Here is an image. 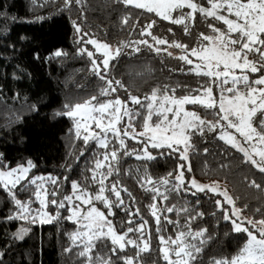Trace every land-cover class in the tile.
<instances>
[{
	"label": "snow or ice",
	"instance_id": "snow-or-ice-1",
	"mask_svg": "<svg viewBox=\"0 0 264 264\" xmlns=\"http://www.w3.org/2000/svg\"><path fill=\"white\" fill-rule=\"evenodd\" d=\"M110 3L123 5L120 23L130 33L128 40L115 47L72 21L76 43L82 45L77 55L87 58L88 71L101 82L97 94L82 102L66 103L57 113L73 120L75 138L83 142L75 163L81 162L86 151L91 153L83 161L81 179L70 181L68 175L51 173L30 175L36 167L32 160L12 167L0 153V191L12 205L2 220L20 222L12 239L24 241L31 226L67 221L75 228L67 233L70 244L64 252L75 249L81 264H142V255L153 251L154 230L164 264H200L204 245L213 238L207 235L208 228H193L205 217L199 210L202 194L215 206L211 216L220 214L217 227L221 221L230 225L239 245L234 254L213 257L210 264H264V208L256 207L252 216L246 215L249 205H238L241 197L231 194L220 180L205 184L190 175L191 157L201 155L194 138L207 143L211 137L221 145L215 153L220 157L219 171L229 170L234 154H240V165L264 178V0ZM73 7L84 17L87 0H63L64 10ZM133 10H139L135 18ZM141 16L154 18L141 23ZM158 21L177 26L188 42L156 35ZM198 21L207 31L194 34ZM133 32L136 38L131 37ZM166 32L175 37L172 27ZM144 53L176 60L178 64L169 71L189 79L157 84L143 96L132 95L129 89H138L137 81L151 78L150 63L130 70L127 85L116 78L114 69L121 58ZM54 55L67 53L57 50ZM121 91L126 98H121ZM129 142L138 147H130ZM202 155L212 153L205 147ZM126 158L139 162L124 174L133 177L150 197L145 206L148 218L120 180L121 162ZM161 158L173 160L175 167L165 176L154 177L149 165ZM204 167H209L207 159ZM72 168L68 164L65 171L70 173ZM241 182L264 193V179L258 182L244 175ZM65 183H70L67 194L61 191ZM20 192L29 193L28 198L20 199ZM188 196L196 198L194 203L187 201ZM117 211L125 216L119 231L112 219ZM169 225L175 237L166 234ZM98 245L107 251H97ZM129 248L135 249L134 255H127ZM5 255L0 251V264Z\"/></svg>",
	"mask_w": 264,
	"mask_h": 264
},
{
	"label": "trees",
	"instance_id": "trees-1",
	"mask_svg": "<svg viewBox=\"0 0 264 264\" xmlns=\"http://www.w3.org/2000/svg\"><path fill=\"white\" fill-rule=\"evenodd\" d=\"M138 12L139 10H133L134 18ZM122 15L123 5H113L110 0H87L84 17H80L76 7L71 11L64 10L63 0H0V153H3L6 163L15 167L30 159L36 165L32 173L45 176L51 173L61 177L68 175L70 181L81 179L83 161L91 153L86 151L81 162L75 163V156L84 147L83 142L75 138L73 120L57 113L64 110L66 103L82 102L97 94L101 82L88 71L90 64L87 58L77 55V49L82 45L76 43L72 21L76 20L84 31L90 32L98 40L119 44L130 38L129 29L120 23ZM151 18L154 17L141 16V23ZM167 27L173 28L175 37L166 32ZM199 31L207 29L198 21L194 34ZM154 32L158 36L188 42V38L183 36L177 26L167 22L158 21ZM136 35L135 32L131 33L132 38H136ZM88 47L91 49L93 46ZM57 50L67 55L56 57L54 53ZM144 63H150L152 76L147 82L137 81L139 88L129 89L132 95L143 96L157 84L189 79L169 71L178 62L172 64V59L153 57L150 53L121 58L114 74L127 85L130 82L129 71L138 70ZM178 94L181 93L178 91ZM120 96L122 99L126 98V93L121 91ZM193 142L201 155L191 157L193 173L190 175L198 180H220L231 194L241 197L238 205H249L246 215L252 216L256 207L264 208V193L248 189L241 182L244 175L255 178L258 182L264 178L247 166H241L240 154H234L236 158L231 161L229 170L219 171L217 165L220 157L215 153L221 145L211 137L207 143L200 138H194ZM129 145L132 146L133 143L129 142ZM205 147L209 148L212 155H202ZM205 159L208 161V168L204 167ZM138 163L132 158L124 159L121 162L120 180L136 197L137 206L141 208L145 218H148L145 206L151 202L150 197L138 187L133 177L124 174ZM68 164L73 166L70 173L65 171ZM174 167L173 160L161 158L149 165V172L154 177H160ZM70 190V183H65L61 189L63 194ZM28 196L27 192L19 193L22 200ZM195 199L187 197L189 203H194ZM200 201L199 210L205 213V217L197 220L193 228L206 227L209 230L207 235L213 237L205 243L200 258V264H210L213 257L234 254L239 245L237 235L231 233L230 225L221 221L217 227L220 214L217 213L215 218L211 216V212L215 211L213 202L202 194ZM11 207L6 194L0 191V251L6 252L2 264H81L75 255V249L72 253L64 252L70 244L67 233L72 232L75 225L61 221L59 225L31 226V232L24 241H15L12 234L17 231L20 222L8 223L2 220L3 216L9 214ZM63 214L67 215L66 212ZM172 218H176L175 214H172ZM256 218L260 217L257 215ZM112 219L119 231L121 222L125 219L124 213L117 211ZM225 233L230 234L225 236ZM166 234L175 237L172 226H167ZM152 237L153 251L142 255V264H164L160 259L159 243L154 230ZM8 245L11 246L7 247ZM97 251L105 252L107 249L98 245ZM134 254L135 249L127 250V255Z\"/></svg>",
	"mask_w": 264,
	"mask_h": 264
},
{
	"label": "rangeland",
	"instance_id": "rangeland-1",
	"mask_svg": "<svg viewBox=\"0 0 264 264\" xmlns=\"http://www.w3.org/2000/svg\"><path fill=\"white\" fill-rule=\"evenodd\" d=\"M201 2H204V1H201ZM155 33V32H154ZM156 34V33H155ZM101 41V40H100ZM104 42V41H103ZM109 44V43H108ZM110 45H112L113 47H115L116 45H118V44H110ZM176 60H173L172 59V64H174V62H175ZM177 62V61H176ZM190 108H191V106H189ZM130 147H138V145H135V144H133L132 146H130ZM30 175H38V174H36V173H32L31 172V174ZM198 180V179H197ZM199 182H201V183H205V184H209V183H212L213 181H215V180H198Z\"/></svg>",
	"mask_w": 264,
	"mask_h": 264
}]
</instances>
